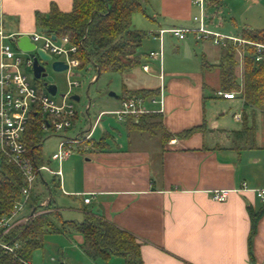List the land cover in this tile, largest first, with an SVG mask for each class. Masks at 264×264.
<instances>
[{"label":"crops","instance_id":"crops-1","mask_svg":"<svg viewBox=\"0 0 264 264\" xmlns=\"http://www.w3.org/2000/svg\"><path fill=\"white\" fill-rule=\"evenodd\" d=\"M52 3L62 11L73 7V0H0L5 33L39 31L37 14H47ZM148 5L152 24L147 42L143 39L138 48L143 64L123 73L132 84L125 86L122 98L140 89L158 94L163 83L162 112L156 111L159 103L150 101L152 95H136L144 99L146 109L161 114L163 127L152 133L131 132L127 117L117 116L124 132L107 130L102 117L117 109L101 111L98 116L104 114L97 124L98 116L94 122L89 119V126L77 134H91L90 138L61 163L54 159L61 166V179L50 172L53 178L48 182L43 173V180L36 184L44 206L39 212H58L56 222L64 228L47 233L38 248V262L32 258L31 262L104 264L86 253L83 234L70 225V221L82 222L92 211L137 236L143 264H264V201L257 194L264 189V112L245 106L240 91L222 88L218 66L223 63L225 47L193 35L197 42L219 46L220 54L213 62L206 59V53L183 58L189 33L183 39L170 32L159 35L162 28L196 25L194 17L200 7L193 0H147L145 10ZM205 6L217 20L207 22L212 31L243 39V30L264 29V0H208ZM173 38L185 42L176 45L171 43ZM1 44L0 36V49ZM160 50L162 56L149 54ZM236 58L238 76L242 72L239 48ZM205 63L219 69L215 77L205 78ZM137 69L152 74L156 81L149 84ZM219 90L234 92L235 97L218 95ZM223 101L230 109L223 108ZM100 139H104V148L93 147L92 141ZM43 158V164L49 165L50 160ZM222 188L231 189L228 198L213 199V190ZM88 195L91 200L85 202ZM31 211L26 205L20 216L28 218ZM252 211L263 212L251 249ZM108 264H126V259L112 255Z\"/></svg>","mask_w":264,"mask_h":264},{"label":"trees","instance_id":"trees-1","mask_svg":"<svg viewBox=\"0 0 264 264\" xmlns=\"http://www.w3.org/2000/svg\"><path fill=\"white\" fill-rule=\"evenodd\" d=\"M146 2L147 0H73L70 11H62L56 3H52L47 14H37V27L40 31L56 36L68 35L71 42L78 45V52L74 55L79 59L78 66L94 67L96 72L93 77L96 75L97 80L103 72L123 74L143 64V55L138 52V48L147 33L133 26L132 17L136 12H145ZM241 35L249 42L238 46L230 41L225 47L223 63L218 66L222 88L227 91H240L245 106L264 112V47L258 46H264V29L243 30ZM238 48L242 51L240 83L237 82L236 71L239 64L236 58ZM258 56L261 58L257 59ZM206 66L212 65L205 63L204 67ZM155 93L157 92L153 89H140L133 96L141 94L146 97ZM130 96L132 95L127 97ZM44 120L46 117L42 114L33 112L26 132L29 155L36 165L45 162L41 149L44 143ZM48 120L51 122V119ZM126 122L131 132L152 133L163 127L161 114L158 112L129 115ZM165 135L171 136L168 133ZM103 144L104 139L92 141L93 147L102 149ZM23 184L24 177L19 168L1 160L0 214H8L14 204L22 199ZM41 202V192L33 189L27 205L30 210L37 208V214L27 223L0 236L5 242L19 244L13 253L0 246V264H23L22 259L31 260L33 252L42 247L47 233L63 232L64 226L59 227L56 222L60 219V214L39 212L44 207ZM262 212H251V249ZM70 225L83 234L82 246L86 253L104 260V264H108L112 255H122L126 264H143L141 241L137 236L103 216L89 211L82 222L70 221Z\"/></svg>","mask_w":264,"mask_h":264},{"label":"built area","instance_id":"built-area-1","mask_svg":"<svg viewBox=\"0 0 264 264\" xmlns=\"http://www.w3.org/2000/svg\"><path fill=\"white\" fill-rule=\"evenodd\" d=\"M193 1L200 7V14L194 17L196 25L168 29L162 28L159 30L160 36L165 32H170L174 36L183 39L187 36V33L192 32L198 39L211 38L214 43L220 44L223 47H226L230 41L233 43L249 42L210 30L207 26V17L209 18L211 14H208L205 6L208 0ZM21 35L19 33L6 34L3 26V17L2 15L0 16V36L2 39L0 49V160H6L8 163L17 166L24 177V184L21 189L22 199L14 204L8 214H0V236L6 235L14 228L30 220V216L23 218L20 214L27 205V200L32 190L35 189L38 180H43V171L49 170L59 179L62 177L61 166L57 169H51L48 164L36 165L33 158L29 155L25 138L28 123L33 112L40 113L46 117V120L42 123L44 129L51 128L54 131L63 132L58 151L52 154V158L57 159L60 163L74 151V145L84 142V140H87L91 136V134L67 135V131L73 125L74 116L77 111L72 103L67 102L66 97L71 93L74 86H78L80 82L69 79V90L61 101L55 98L56 95L50 94L43 85H39L41 87L39 88L38 85L31 83L24 72L23 65L26 64L28 67H32L33 58L30 56V52L19 48L17 42ZM28 35L31 41L35 43L36 48L41 47L48 53L56 55L60 57L59 59L67 62L69 65L68 71L72 67L79 65V59L74 56L78 52V45L72 43L68 35L56 36L55 34L40 30ZM258 46L264 47L261 44H258ZM22 52H28V56L24 58ZM149 54L151 56H162V51H151ZM260 58V56L257 57V59ZM144 69L148 70V66H144ZM160 78L163 79L162 74H160ZM217 94L229 99L235 97L234 92H225L223 90H219ZM150 101L161 105L156 111H163V83L161 84L159 93L152 95ZM143 103L144 99L142 97H126L122 100L121 109L107 113L117 114L122 119L129 115L138 116L145 112H151L152 110L146 109ZM103 114L104 112L98 116L96 124ZM53 117L56 118L53 119ZM48 119H51V122ZM243 185L245 187L246 182ZM230 192L231 189L228 188L216 189L213 190L212 197L215 200L224 201L228 198ZM257 194L264 201V189L257 190ZM90 200L91 197L89 195L84 198L85 202H90ZM0 246L6 251L13 253L19 247V244L18 242L11 243L0 239ZM21 261L23 264H33L29 259H22Z\"/></svg>","mask_w":264,"mask_h":264},{"label":"rangeland","instance_id":"rangeland-1","mask_svg":"<svg viewBox=\"0 0 264 264\" xmlns=\"http://www.w3.org/2000/svg\"><path fill=\"white\" fill-rule=\"evenodd\" d=\"M145 12H136L133 14V26L137 27L138 29H142L146 31L147 35L149 33V25L151 23V20L147 13L151 11L149 9V5L146 6ZM217 21L215 18L212 19V15L208 18V23L210 21ZM214 22V21H213ZM152 24V23H151ZM194 33L189 32L188 38H187V46L182 49V55L183 58L190 57L193 58L195 53L198 54L199 57H203V53H206L205 57L208 61H216L215 55L220 54V47L217 45H213L210 42H202V41H196L194 40ZM148 37L146 36L144 38V42H147ZM143 42V43H144ZM185 41H179L177 38H173L171 43L179 44L180 46L183 45ZM147 44V43H146ZM22 56L26 58L28 56V52H22ZM174 58H179L178 56L171 55ZM52 60L59 59L60 57L53 55ZM47 71L50 75L53 76L54 82L58 86V93L55 96V98L58 101H61L63 96L61 94H66L69 90L68 80H78L80 84L78 86H74L71 93L67 95V102L72 103L74 105L75 110L77 111V118L75 119V123L72 127L73 130L69 132L68 136H74L77 134V132H80L81 130L86 129L89 126V119L94 122L98 114L103 110L108 109H121L122 107V100L125 98L123 97L124 88L126 85H131L132 81L129 76H126L121 73L117 72H103L99 78L96 80V77L93 78V75L95 74V69L92 66H88L87 68H81L79 66L72 67L70 71H54L51 66H46ZM219 68V67H218ZM217 68V69H218ZM23 69L25 74L28 76V79L31 83L34 85H42L43 79H36L33 72V67H28L26 64L23 65ZM217 69L213 70L210 68V66L204 67V74L205 78L208 79L211 76L215 77L217 73ZM238 67L236 68V71ZM219 70V69H218ZM69 72V74H68ZM136 72L140 74L142 77L147 79L149 84L151 82H155L156 78L152 74H145L142 69H137ZM242 80L241 74H238L237 82L240 83ZM217 85V84H215ZM44 89V88H43ZM111 92H115L117 96L111 95ZM208 92L210 93V88H208ZM72 95H78L79 99H73ZM223 108L227 109L229 108L228 102L223 101L221 103ZM230 109V108H229ZM101 124L107 128V130L111 129H119L122 132L123 130V123L117 119V114H105L102 117ZM60 135H63V132L54 131L51 128H47L44 130V143L42 146L43 155L46 159L49 161V166L52 169L58 168V161L52 159V154L56 151H58V144L61 141L62 137ZM97 137V135H95ZM85 141V140H84ZM83 143V142H81ZM78 145V144H77ZM77 145H74V151H77ZM73 151V152H74ZM45 175V180L50 182L53 178V175L50 173L49 170L43 171ZM55 178V177H54ZM55 179H58L56 177ZM59 181V180H58ZM36 191H38V187H35ZM34 189V190H35ZM36 214V213H35ZM48 234L45 235V238H47ZM44 238V239H45ZM40 251L39 249H36L32 254V259L35 262H38Z\"/></svg>","mask_w":264,"mask_h":264},{"label":"water","instance_id":"water-1","mask_svg":"<svg viewBox=\"0 0 264 264\" xmlns=\"http://www.w3.org/2000/svg\"><path fill=\"white\" fill-rule=\"evenodd\" d=\"M55 37V36H53ZM18 46L19 48L23 49L24 51H28L30 52V56L33 58V72H34V76L36 79H43V87L52 95H57L58 93V86L57 84L53 81L54 78L52 75H50L47 71L46 66H51V68L54 71H65L68 70L69 65L67 62H65L64 60L61 59H56V60H52V54L48 53L47 51H45L44 49H42L41 47H37L35 43H33L30 39V36L28 34H22L21 36H19L18 38ZM36 49V50H35ZM35 50V51H33ZM111 95L114 96H119L117 95L115 92H111ZM62 96H64L65 94H61ZM73 99L78 100L79 96L78 95H72L71 96ZM36 209L34 208L31 211L30 214V218L31 219L33 216H35L36 213Z\"/></svg>","mask_w":264,"mask_h":264}]
</instances>
